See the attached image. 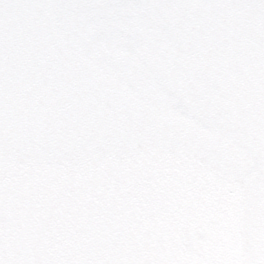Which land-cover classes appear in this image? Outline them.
I'll return each mask as SVG.
<instances>
[{
    "label": "snow or ice",
    "instance_id": "1",
    "mask_svg": "<svg viewBox=\"0 0 264 264\" xmlns=\"http://www.w3.org/2000/svg\"><path fill=\"white\" fill-rule=\"evenodd\" d=\"M0 264H264V0H0Z\"/></svg>",
    "mask_w": 264,
    "mask_h": 264
}]
</instances>
